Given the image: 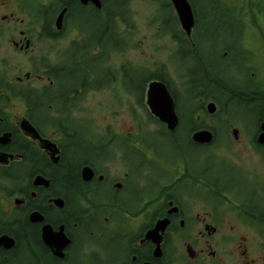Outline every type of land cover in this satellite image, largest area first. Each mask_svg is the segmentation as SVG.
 <instances>
[{
	"label": "flooded vegetation",
	"instance_id": "1",
	"mask_svg": "<svg viewBox=\"0 0 264 264\" xmlns=\"http://www.w3.org/2000/svg\"><path fill=\"white\" fill-rule=\"evenodd\" d=\"M99 1L0 0V264H256L243 235L264 238V0H230L236 38L206 65L190 2L186 33L175 0H141L174 80L125 60L131 0ZM153 84L170 99L155 113ZM104 93L117 127L100 135L81 114Z\"/></svg>",
	"mask_w": 264,
	"mask_h": 264
},
{
	"label": "rangeland",
	"instance_id": "2",
	"mask_svg": "<svg viewBox=\"0 0 264 264\" xmlns=\"http://www.w3.org/2000/svg\"><path fill=\"white\" fill-rule=\"evenodd\" d=\"M192 7L194 8L197 16L201 15L200 22V36H199V54L202 56L200 60L203 65H206L208 62L214 60V56L216 54V49L220 48V46H228L230 39L236 38V35L233 34V27L231 24L232 19L225 12L226 8L231 6L230 0H188ZM128 7L132 11L133 23L136 25V30L134 31L132 42L133 45L136 44L138 47L130 48L127 50V55L125 60L130 63L135 68L148 69L147 67L153 66L154 63L162 64L166 68V72L171 74L174 80V74L171 71V67L169 65V58L172 50L169 46L168 42L169 37L165 36L160 38V40H154L153 38V30L156 28H152V22L155 18L154 15L147 11H153L154 5L142 2L141 0H131L128 3ZM146 11V12H145ZM257 21V26L254 27L255 34L258 31L260 34V38L263 46L264 39L262 38L261 33V22ZM260 23V24H259ZM72 35H70L71 37ZM69 38V34H68ZM257 37H254L256 39ZM139 43V44H137ZM169 44V45H168ZM157 45H166L163 51H158L157 53L153 52V48ZM209 46L212 47V51L209 50ZM255 48L260 46L259 42L255 40ZM169 47V48H168ZM162 48V47H161ZM160 48V49H161ZM168 48V49H167ZM171 49V50H170ZM219 54V52H218ZM115 66L118 65L117 60H113ZM132 77H138L140 75L139 72L132 71L130 72ZM142 79L139 76L136 80L140 82ZM181 87V84L179 85ZM85 110L81 114L83 117H89L94 121V130L100 134L104 135V131L107 124H109V129H116L117 122L116 119L109 117V113L116 108V101L113 95L104 94H95L90 95L87 99L86 105H84ZM89 115V116H88ZM130 122L127 121L126 129L130 128ZM112 126V127H111ZM153 129V127H151ZM116 132V131H115ZM164 144L169 143L167 141L163 142ZM185 144V143H184ZM211 150L213 151V155L216 157V160H220V154H228L227 151L231 152V154L238 153V149L234 147L231 150L220 149L217 146H212ZM233 152V153H232ZM112 166H119L117 161L110 162ZM233 226V223L227 224V228ZM243 236L247 238V249L249 259L255 260L256 264H261L262 256L264 255V238L260 237L258 234L254 233L251 229L248 230ZM232 249V245H226V250L230 251ZM221 264H232L234 262V257H228L224 255L221 257Z\"/></svg>",
	"mask_w": 264,
	"mask_h": 264
},
{
	"label": "water",
	"instance_id": "3",
	"mask_svg": "<svg viewBox=\"0 0 264 264\" xmlns=\"http://www.w3.org/2000/svg\"><path fill=\"white\" fill-rule=\"evenodd\" d=\"M79 1L82 4L92 3L96 8H100V1L99 0H79ZM175 4H176L177 16L180 20L182 28L186 33H189L191 28H192V25H193V17H192L191 10L188 8V6L184 2V0H175ZM152 87L154 89L149 94L148 104H149L151 110L155 113L154 108L152 106V104H153L152 99L155 95H158V108H159V110L161 109L160 107H164L165 105L168 106L170 99L166 93V90L164 89V87L162 85L153 84ZM263 128H264V126H263ZM196 140L198 142H201V143L208 142L209 141L208 133H199L196 137ZM87 172L90 174L89 170H87Z\"/></svg>",
	"mask_w": 264,
	"mask_h": 264
},
{
	"label": "trees",
	"instance_id": "4",
	"mask_svg": "<svg viewBox=\"0 0 264 264\" xmlns=\"http://www.w3.org/2000/svg\"><path fill=\"white\" fill-rule=\"evenodd\" d=\"M257 20V19H256ZM255 20V22H254V24H255V26H257V21ZM256 36L255 37H257L256 39H259L260 38V34L258 33V31L256 32V34H255Z\"/></svg>",
	"mask_w": 264,
	"mask_h": 264
}]
</instances>
